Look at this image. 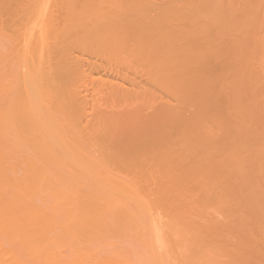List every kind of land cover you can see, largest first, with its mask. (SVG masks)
Returning a JSON list of instances; mask_svg holds the SVG:
<instances>
[{"label": "bare ground", "instance_id": "6f19581e", "mask_svg": "<svg viewBox=\"0 0 264 264\" xmlns=\"http://www.w3.org/2000/svg\"><path fill=\"white\" fill-rule=\"evenodd\" d=\"M0 264H264V0H0Z\"/></svg>", "mask_w": 264, "mask_h": 264}]
</instances>
